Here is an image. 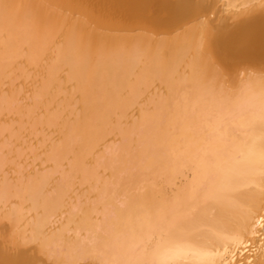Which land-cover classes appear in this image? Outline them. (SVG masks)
<instances>
[{
  "label": "bare ground",
  "instance_id": "bare-ground-1",
  "mask_svg": "<svg viewBox=\"0 0 264 264\" xmlns=\"http://www.w3.org/2000/svg\"><path fill=\"white\" fill-rule=\"evenodd\" d=\"M252 2L209 0L214 28L205 36L203 17L177 14L173 0H0V113L18 105L5 120L9 143L22 148L21 129L43 118L52 134L43 149L55 154L0 173V249L18 246L46 264H201L190 221L211 212L209 193L222 192L240 201L222 214L242 220L253 207L256 229L243 246L217 240L214 255L248 264V249L264 240L260 178L251 175L264 149V16L242 7ZM86 178L101 183L97 192ZM70 191L91 195L76 205L87 216L101 195L123 196L121 204L111 196L113 215L88 219L101 230L81 255L75 204L64 206ZM70 229L77 234L61 257L30 243L46 247Z\"/></svg>",
  "mask_w": 264,
  "mask_h": 264
},
{
  "label": "snow or ice",
  "instance_id": "snow-or-ice-1",
  "mask_svg": "<svg viewBox=\"0 0 264 264\" xmlns=\"http://www.w3.org/2000/svg\"><path fill=\"white\" fill-rule=\"evenodd\" d=\"M245 9L259 8L262 16H264V0H253L251 4H244ZM173 10L179 14L182 12H196L203 18L199 21L200 29L207 36L214 28V22L209 15V0H173ZM206 45L205 51L206 52ZM223 67H229V64L224 62ZM260 119L264 122V110L260 113ZM259 167L251 170V175H259V199L261 209L264 210V149L259 154ZM228 180L226 179V184ZM245 187H253L245 185ZM213 202L211 212L205 210V214H197L192 217L190 223L192 232L190 243L202 253L201 264H234L228 259L227 252L223 257H217L216 241L225 237L231 240V244H239L243 246L248 232L256 229V213L253 207L247 209L242 220L234 219L231 216L222 214L221 210L233 209L240 206V201L234 194L225 195L222 192H212L207 197ZM260 215V231L264 235V211ZM34 247L40 250L43 255L44 247L40 241H35ZM231 245H229L230 250ZM252 253L253 259L248 264H264V240L256 252L251 248L248 249ZM212 253L213 255H207ZM258 253V255H257ZM0 255L7 258L0 259V264H46L42 259L27 258L23 256L18 246H6L0 249ZM175 255L173 256V259ZM236 264H245L240 261Z\"/></svg>",
  "mask_w": 264,
  "mask_h": 264
},
{
  "label": "rangeland",
  "instance_id": "rangeland-1",
  "mask_svg": "<svg viewBox=\"0 0 264 264\" xmlns=\"http://www.w3.org/2000/svg\"><path fill=\"white\" fill-rule=\"evenodd\" d=\"M15 105V106H14ZM8 106H10L11 108H12V111H9L8 109H9V107ZM7 107H8V109H7V107H6V109H5V113H4V110L3 111H1L2 112V114L0 113V123H1V128H0V137H1V139H0V148L2 147V148H4V149H0L1 151H0V173L1 172H5L6 170H9V171H11V174H15V175H17L19 172H20V170H18V169H21V172H22V170L24 171H26V170H32L33 168H35L33 165H34V163L36 162H42L43 161V158L44 157H47V155L48 154H50L51 153V151L47 154V155H45V153L47 152V151H45L43 148H45V146L49 143L48 141H49V137L51 138V136H52V134L51 133H49V132H47L46 130L45 131H43L44 129H45V127H44V122H42L43 121V118H40L39 119V121H37L36 123H32V124H29V126L27 125V127L25 126L24 128H26V129H21V131H23V136H22V140L20 139V143L19 144H21V146H22V148H20L19 150H20V152H19V150L17 149L16 151H14V146L12 145V144H10L9 143V140L11 141L12 139H11V132L13 131L12 130V126H10V124H11V122H10V124H7V121L9 120V118H12L13 116H16L15 115V113L16 112H14V109L16 108L17 109V106L18 105H16L15 103H9V105H8ZM15 107V108H14ZM9 112V113H8ZM12 112V113H11ZM7 113V114H6ZM13 114V115H12ZM5 115V116H4ZM9 117H8V116ZM12 116V117H11ZM7 117H8V119H7ZM1 120H2V122H1ZM5 120H7V121H5ZM41 120V121H40ZM6 123V124H5ZM39 123V124H38ZM3 125H5V126H3ZM12 125V124H11ZM36 127V128H31V127ZM37 126H39V127H37ZM2 127H4V128H2ZM41 127L43 128V129H41ZM13 128H14V125H13ZM32 130H31V129ZM33 129H38L37 131L38 132H40V131H43L44 132V134H46V136H48L49 134H50V136H48V137H44V140H39L40 138L39 137H36V135H38L39 133H37V131L36 130H34L33 131ZM3 131V132H2ZM9 131H11V132H9ZM32 131V132H31ZM9 132V135H7L6 133H8ZM6 134V135H5ZM27 135V136H26ZM30 135H34L33 137H32V140H31V136ZM9 136V137H8ZM28 137V139H26V137ZM30 136V137H29ZM12 137H13V135H12ZM21 137V136H20ZM9 139V140H8ZM25 139V140H24ZM28 140V141H27ZM46 140V141H45ZM114 140H116V139H114ZM2 141V142H1ZM8 141V142H7ZM31 141V142H30ZM40 141V142H39ZM23 142H25V143H23ZM30 144V145H34L33 147L32 146H30L28 143ZM38 142V143H37ZM44 142H46L45 144H44ZM114 142H117V141H114ZM4 143V144H3ZM40 143V144H39ZM1 144H3L2 146H1ZM23 144V145H22ZM25 144V145H24ZM41 144H42V149L40 148V146H41ZM6 145V146H5ZM9 147L10 149H12V151H11V155L9 156L8 155V157L6 156V155H4L5 154V149H7L6 147ZM11 146V147H10ZM28 147V148H27ZM29 147H30V149H33V150H31V152H30V149H29ZM40 148V150L38 149V148ZM38 149V152H40V153H43L42 154V156H41V154L40 153H38L36 150ZM25 150V151H24ZM5 151V152H4ZM13 151H14V153H13ZM28 151H29V153H28ZM36 151V153L34 154V156H33V154H31V153H34ZM45 151V152H44ZM18 153V154H17ZM22 153H24V154H22ZM112 152H108L107 154L108 155H110ZM8 154V153H7ZM27 154V155H26ZM20 155H23V156H21L20 157ZM28 155H29V157H31V156H33V159H34V161H33V159L31 158V159H29L28 158ZM52 156H49V157H47L48 159H50V162L52 163V161H54L53 160V158H54V155L55 154H51ZM44 156V157H43ZM23 157V159H19V158H22ZM38 157H40L39 159H38ZM53 157V158H52ZM114 157V156H113ZM7 158H9L7 161L5 160V159H7ZM11 158H12V163L13 164H10L11 162H9L10 160H11ZM13 158H14V160H13ZM115 158V157H114ZM55 159V158H54ZM4 160V161H3ZM15 160H16V162H15ZM24 161V162H22V161ZM27 160V161H26ZM31 161H33V162H31ZM8 162V163H7ZM19 162H21L20 164H18ZM38 162V163H39ZM4 163H6V164H4ZM22 163H26L25 165H28V166H26L27 167V169H26V167L24 166V164H22ZM28 163V164H27ZM18 164V165H17ZM23 166H22V165ZM31 164V165H30ZM3 165V166H2ZM22 166V167H21ZM8 167H10V168H8ZM14 167V168H13ZM30 169H29V168ZM33 167V168H32ZM23 168V169H22ZM14 172H13V171ZM16 170H18L19 172L17 173V171ZM45 170V169H44ZM59 170V169H58ZM56 171H57V169H56ZM58 175V174H57ZM56 175V177L54 176V181H58V179H56V178H58V176ZM86 180L88 181L87 183H91L92 182V184H94L93 186H94V188H93V191H95V192H97V189L99 188V187H101L100 185H101V183L99 182V181H92L93 179L92 178H86ZM86 180L84 181L83 180V183L84 182H86ZM176 180H178V179H176ZM99 185V186H98ZM114 186V185H113ZM96 187H98V188H96ZM119 187V185L118 184H116V187L115 188H118ZM74 188H76V190H77V188L78 187H74ZM74 188H71V190L73 191V190H75ZM95 189V190H94ZM72 191H70L69 193H68V195H69V197H72V196H74V197H72V199H70L69 197V201L70 200H72V201H70V203H69V201H68V204L64 201V203H65V205L64 206H69V204H73V205H70L69 207H72V206H74V204H75V207L73 208L74 209V211L76 212V210L79 208V210H80V207H78V206H80V205H82V202H90L91 200V195H88L87 197H89V198H87V197H81V195H75V194H73L72 196H70V193H72ZM35 192V191H34ZM33 192V193H34ZM113 193V192H112ZM90 194V193H89ZM31 196L33 195V194H30ZM115 194H107V193H105V195L103 194V195H101V197H100V201L99 202H101L102 203V207H105V206H103V205H106V207L105 208H103V210H102V207H101V205H99V207L97 208V210L96 211H98V213H96V214H92V216L91 215H88L89 216V218H88V216L87 215H83V213H82V209H81V212L79 211V210H77V212H76V214H77V216L75 217V219L76 220H78L79 222L77 223L76 222V225H77V227L79 226V227H82V229H80V228H78L77 229V231L79 232V237H80V235H81V237H80V241H81V243L79 242V244H77V246L75 245L74 247H76L74 250H73V252L74 253H77L78 255L80 254H83L86 250H87V248H86V246H91L92 244H93V242H94V240L97 238L95 235H97V232L98 231H100L101 229V225L100 224H98V223H96L95 225H94V223H92V222H90L89 223V221L90 220H92L93 222H95V218H96V222H98L97 220H99L98 218H97V216L100 218V220H102V219H105V215H113L114 214V211H112V210H110L111 208H113V206H111V205H114L115 203L116 204H121V201H122V199H123V196H117V194L114 196ZM111 196H113V198H115V197H118V198H116L115 199V201L116 200H118L119 199V201H117V202H115L114 203V199L113 200H111L112 199V197ZM105 197H107L106 199H105ZM74 198V199H73ZM77 199V200H76ZM80 199V200H79ZM121 199V200H120ZM104 200H106L105 202H104ZM110 200H111V202H110ZM78 201H80L79 203H78ZM73 202V203H72ZM98 202V204H101V203H99ZM106 203V204H105ZM79 204V205H78ZM110 204V206H111V208H110V206H108ZM76 205H78V206H76ZM78 207V208H77ZM107 208V212H109V211H112L113 213H111L110 212V214H108L107 212H106V209ZM108 208H109V210H108ZM73 209H71V211L73 210ZM104 211V212H103ZM102 214V215H99L100 213ZM82 213V216H84V217H82L80 214ZM104 213H106L105 215H104ZM79 214V215H78ZM66 214H65V212H63L62 213V215L60 216V218H58V219H61V217L63 218L64 216H65ZM104 217V218H103ZM86 218H87V220H86ZM92 218H94V219H92ZM81 219L82 220H86V221H88V223L84 220V221H81ZM88 219H90V220H88ZM99 220V221H100ZM81 222V223H80ZM82 222H84L85 223V225L82 223ZM92 223V224H91ZM25 225H26V223H24ZM19 225V224H18ZM82 225V226H81ZM93 226L94 228L92 229V227H90V226ZM20 226V228L22 227L21 225H19ZM83 226L85 227V229H86V231H84V228H83ZM86 226H88L87 228L88 229H90L89 231H88V229L86 228ZM95 226H97V229H96V227ZM24 229H25V227H23ZM19 228H17V230H18ZM23 229V230H24ZM19 230H21V229H19ZM74 229H70V230H67L65 233H64V235H62V236H64V238H62V237H60V238H58V239H56V240H53V241H49V243H48V246H46V247H44V252L45 253H50L51 254V257L52 258H55V257H61V254H63V252L64 251H66V250H68V247L70 248L71 246V242H72V240L73 239H75V237H76V231H73ZM70 231V232H69ZM80 233H83V234H80ZM93 234V236L91 237V235ZM69 235H72V236H70L69 237ZM83 235V236H82ZM87 235H89L88 236V238L90 239V238H93V237H95L94 239H88L87 238ZM75 236V237H74ZM84 236H86L85 238H84ZM74 237V238H73ZM68 238H70V239H68ZM73 238V239H72ZM87 238V239H86ZM76 240H77V238H76ZM86 240H87V242L89 243H87L86 242ZM35 241H40V239H36ZM35 241H31L30 243H32V244H34V242ZM86 242V243H85ZM62 243V244H61ZM52 244V245H51ZM68 244V245H67ZM82 244V245H81ZM85 244V245H84ZM63 245V246H62ZM66 245V246H65ZM60 247H62L61 249H59ZM63 248H64V250H63ZM78 248V249H77ZM76 251V252H75ZM59 252V253H58ZM59 254V255H58ZM50 257V256H49ZM50 257V258H51Z\"/></svg>",
  "mask_w": 264,
  "mask_h": 264
}]
</instances>
